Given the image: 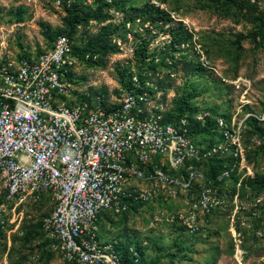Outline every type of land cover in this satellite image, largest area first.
Listing matches in <instances>:
<instances>
[{
  "label": "rangeland",
  "instance_id": "obj_1",
  "mask_svg": "<svg viewBox=\"0 0 264 264\" xmlns=\"http://www.w3.org/2000/svg\"><path fill=\"white\" fill-rule=\"evenodd\" d=\"M62 34L78 57L76 104L113 108L137 78L164 119L203 109L242 121L251 168L239 187L224 183L222 207L197 235H181L188 249L176 251L175 225L145 215L153 207L106 221L98 239L129 232L130 252L117 253L124 264H264V0H0V65L15 67L23 49L36 55ZM216 134L193 137L212 145ZM52 209L45 193L14 206L0 177V264H72L52 249Z\"/></svg>",
  "mask_w": 264,
  "mask_h": 264
},
{
  "label": "built area",
  "instance_id": "obj_2",
  "mask_svg": "<svg viewBox=\"0 0 264 264\" xmlns=\"http://www.w3.org/2000/svg\"><path fill=\"white\" fill-rule=\"evenodd\" d=\"M78 65L69 37L15 67L0 65V177L14 206L48 194L52 249L72 264H124L114 245L97 237L101 216L119 217L141 204L145 215L197 235L222 207L224 183L251 174L241 143L242 121L207 110L167 120L139 80L113 108L75 103L70 81ZM213 123L217 142L199 145L194 125ZM213 131V130H212ZM211 160L224 166L211 178ZM170 205V206H169ZM169 206V207H168ZM174 206V207H172Z\"/></svg>",
  "mask_w": 264,
  "mask_h": 264
},
{
  "label": "trees",
  "instance_id": "obj_3",
  "mask_svg": "<svg viewBox=\"0 0 264 264\" xmlns=\"http://www.w3.org/2000/svg\"><path fill=\"white\" fill-rule=\"evenodd\" d=\"M62 35H65V34H62ZM65 36H67V35H65ZM73 52H74V50H73ZM195 111L196 110L193 109V110H191V112H188V113L191 114V113H193ZM181 114H183V113L181 112L179 114H175L174 116H180ZM207 125L208 126L207 127H204V128H200L199 126L194 125V127L192 128L193 129L192 130V133H194V130L196 132H201V131H205V130L214 129L213 123L208 122ZM216 136H218V135L216 134ZM223 166H224V162L223 161H221V160H211L210 163H209V171L207 173L208 176L212 178L217 171H219V170H221L223 168ZM140 206H141V204L131 206V211L137 212V208L140 207ZM174 228L177 230V232L181 233L180 234V237L178 238V241L174 243L175 247L177 248L176 251H182L183 249H188V248H182V243H183V239L182 238H184V237L181 236V235L187 236V234L180 227L174 226ZM129 241H126V242H123V243H120V244L115 245L114 246L115 251L117 253H123V254L129 253L130 252V249H131V248H129L130 245H127Z\"/></svg>",
  "mask_w": 264,
  "mask_h": 264
},
{
  "label": "crops",
  "instance_id": "obj_4",
  "mask_svg": "<svg viewBox=\"0 0 264 264\" xmlns=\"http://www.w3.org/2000/svg\"><path fill=\"white\" fill-rule=\"evenodd\" d=\"M113 219H116V218H113ZM111 220H112V217H110V218H108V217H106V216H101V217H99V219L97 220V224H98V229H99V231H101V233L102 232H104V231H106L107 229L106 228H108L109 227V225L108 224H112V222H111ZM108 222V224H107V222ZM115 225H117L116 227H118L119 225H120V221H118ZM119 228V227H118ZM106 229V230H105ZM123 230V229H122ZM125 230V229H124ZM128 233L129 232H127V233H125V234H120V233H118L119 235H120V237L119 238H117L116 240H115V237L117 236V235H115L114 236V238H111V237H113V234L112 235H110L108 238L109 239H104V240H107L106 242H110V243H112L114 246H115V243H116V245H117V243L118 244H120V243H123V242H126V241H129V240H131V238L130 237H128ZM110 234V233H109ZM102 236V235H101ZM105 237V236H104ZM119 241V242H118Z\"/></svg>",
  "mask_w": 264,
  "mask_h": 264
},
{
  "label": "bare ground",
  "instance_id": "obj_5",
  "mask_svg": "<svg viewBox=\"0 0 264 264\" xmlns=\"http://www.w3.org/2000/svg\"><path fill=\"white\" fill-rule=\"evenodd\" d=\"M232 231V235H235V232H234V230L232 229L231 230ZM239 247H237L236 249H238Z\"/></svg>",
  "mask_w": 264,
  "mask_h": 264
}]
</instances>
